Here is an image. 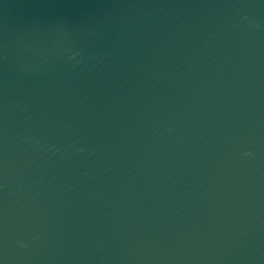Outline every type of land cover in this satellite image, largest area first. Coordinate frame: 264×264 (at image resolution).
<instances>
[{
  "label": "water",
  "instance_id": "water-1",
  "mask_svg": "<svg viewBox=\"0 0 264 264\" xmlns=\"http://www.w3.org/2000/svg\"><path fill=\"white\" fill-rule=\"evenodd\" d=\"M0 264H264V0H0Z\"/></svg>",
  "mask_w": 264,
  "mask_h": 264
}]
</instances>
